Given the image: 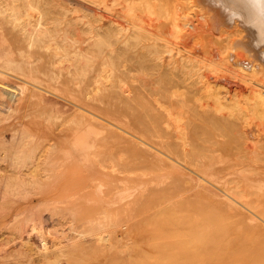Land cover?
<instances>
[{
    "label": "bare ground",
    "instance_id": "obj_1",
    "mask_svg": "<svg viewBox=\"0 0 264 264\" xmlns=\"http://www.w3.org/2000/svg\"><path fill=\"white\" fill-rule=\"evenodd\" d=\"M123 1L0 0V121L3 122L5 119H10L11 114H9L8 111L13 109V104L11 103L13 97L21 94L22 96L20 95V98H25L24 101L26 104L24 113L18 116L20 120L9 128L12 131V139L10 138L11 140H8L6 133L4 134L0 131V145L2 144L4 150V152H2L4 156L0 157V159L6 161V169H8L5 174H0V196L3 197L6 193H11V196L13 194L15 196L25 197L33 192V187L40 188L56 185L66 187L68 185V181L66 180L68 175L66 176L64 173L66 169H62V167H65V165L69 166L67 163L68 159L70 158L72 161L84 159L86 165L84 184L81 187V189L84 190L83 193L77 195L75 193L68 194L71 197L69 202L72 207L56 206L52 208L45 205L44 209L40 206L39 208H34L37 207L36 204L29 202V205L23 206L26 210L21 211L20 209V212L14 213V220H22L21 225L17 221H14L13 224L15 226L23 227L24 218L27 216H30L27 217L29 220H39L38 217L43 210H45V212L48 210L47 212L51 213L57 210V214L62 211L66 214H72L71 217L74 219L72 220L71 218V221H74L77 218L75 216L79 212L78 207L73 206L74 204L79 206L77 204V198L84 199V197L95 190L100 192L103 197L104 195H112L111 198L114 196L113 193L117 190V194L120 199L123 200H121L122 204L130 199L134 200L136 203L141 201L138 203L140 204L139 207H141V211L144 212L154 208L153 213L160 215L191 214L196 212L218 215L247 213L244 212L242 208H245V211L254 212L256 205H254L251 200V192L247 193V190L241 187L242 184H245L252 189L262 190L264 186V44L256 46L258 40L257 30L250 26V28H247L249 29L247 30L249 32L248 34H251L248 40L240 35L242 39H245V41L242 42L245 43L244 45L240 42V45L246 47L245 50L235 49L236 51L234 52L229 51L231 47L229 45H224L225 43L223 42L226 41H223V39V42H220L221 40L218 41L221 45L216 44L217 46L207 50L206 57L204 56L205 58H201L204 59L201 65L198 62L188 64L184 58L180 65L172 66V60L170 62L161 60L163 50L160 51V44L156 38H150V35H148V38H146L149 41L142 46V51L138 49V44L142 41L140 39L143 35L146 36V33L142 34V31L147 28H144L142 25L144 23V21H142L143 17L137 13L134 7L135 3H132L137 1L134 0L131 2L130 0H126V3L121 4ZM213 1L214 0H212V3ZM225 1L230 3L234 8L244 12L245 18H247L246 14L252 12L248 0ZM116 5H123L124 10L119 12V14H121L120 17H115L112 15L113 13L109 12L111 10H116L114 9ZM153 5L149 6L151 7ZM257 7L259 8V6ZM216 8L218 9V6ZM147 10L150 9L148 8ZM153 10H155V8ZM219 10H216V12ZM145 12L147 11H144V13ZM221 14L222 13L219 12L218 16H216L219 18ZM227 15L228 12L226 13V17H228ZM203 16L201 18H205ZM174 17L172 18V20H174L172 22L177 23ZM199 17L198 15V18ZM176 18L179 19L178 17ZM221 19L222 16H220L219 20ZM228 19L229 18L225 19V22L221 21V23H227L225 27L230 28V24L228 26V23L231 22H226ZM189 21L188 23H191V21ZM216 21L220 23V21ZM237 21L239 20L237 19ZM201 22H204L203 19ZM201 22L199 23L201 24ZM179 23L177 24H179L180 27H184L188 24L185 23L183 26L184 22L183 24L181 22ZM221 23L220 27L221 25L223 26ZM192 24H194L192 25L194 27L191 26V30L192 28L197 29L201 27V25L197 26L198 23L196 24L194 21ZM232 24L234 25L235 22ZM238 24L237 22L236 27L239 26ZM204 25L203 23L202 26ZM240 26L238 28L241 29L242 27ZM202 28H200V30H203ZM220 29L223 30L224 33L229 30ZM232 29H235L234 26ZM221 30L220 32L223 33ZM193 31L195 33L197 32V30H192L190 32ZM235 31L237 30L235 29ZM234 32L233 34H235ZM245 32L244 35H246ZM181 33L183 32L181 31ZM199 33L198 30L195 35ZM223 34L221 36L226 35ZM228 34L230 33L228 32ZM193 36L194 35L191 34L189 37L191 38ZM194 37H196L194 38L195 40L198 39V35ZM235 37L237 38L239 35H235L234 38ZM190 38L187 40L185 39L186 42L188 41L186 44L191 42L189 45L195 44V47L196 45L197 47L200 46V42L197 43V41H195V43H192L194 39L189 42ZM204 40L205 38L202 41ZM239 40H241V38L236 40V44H239ZM208 41H210V39ZM227 42L229 43V41ZM233 43H231V45ZM197 49L200 52V48L198 47ZM201 49V52L205 53L203 52V48ZM250 49L254 52L251 53ZM166 52L172 53V48L168 49ZM175 54H171V56L175 58ZM158 58L160 60H158ZM195 67H198L197 69H199V72H193V68ZM203 67H206L208 71L204 70V72H202L201 69ZM190 75H197L198 81L197 79L195 80L197 82L191 80L192 83H196L190 84L191 86H196L193 92H191L188 88L189 86H187L189 83H187V85L183 84L182 86L188 89L186 93L193 96V99H195V95H200L198 99L201 101L203 100L202 98L206 97L207 99H204V102L202 101L198 104L194 103L197 105V111L191 110L190 107L194 105L187 104L186 106L188 107H184H186L188 111L190 110L189 113L191 116L198 115L195 116L200 119L197 128H200L201 130H199L202 131L201 133L208 134V136L213 134V142H215L217 146L213 150L210 149L209 146L211 154L203 153L197 158L194 157V159L188 160L184 156L187 157L190 145H194L193 148L199 150V146L202 144L197 140L199 144L197 142H192L193 139L191 136L193 135L191 134L194 132L193 129L195 130V125H197V123H192L191 125L190 120L192 118L186 119L183 122L184 119L182 117L183 120L179 116H174L173 109L179 106L181 107V105L178 106L176 104L179 101L177 98H172L175 93L170 94L169 91L173 89V87L179 86L182 82H186ZM134 80H137L136 82H138V85H133L132 81ZM130 84L137 90L135 96L134 93L132 96H128L132 92V88L128 86ZM159 84L160 86L157 87ZM176 91H178V89ZM168 92L169 95L167 94ZM166 95L168 98L165 97ZM127 96L138 101L137 103L139 104L142 103L143 108L140 117L130 118L128 120L129 109H126L125 102L122 101L121 103L124 104L125 107H121L118 104L119 100L117 102V99L123 97L128 98ZM164 97L165 100H163ZM2 98H4V100H2ZM179 99L182 98L179 97ZM154 101L156 102L154 103ZM174 104L177 105L176 108H172ZM133 106L129 107L132 108L131 111L135 112L136 109H138L137 112L141 111L139 108L140 105L136 109H134L135 106ZM184 107L183 109H186ZM194 108L195 106L193 109ZM194 111H196V113H194ZM14 113L16 112L14 111ZM147 113L149 114L148 120H146L147 117L145 116ZM184 114L186 115V113ZM185 115L183 116L186 117ZM31 117H33V119H30ZM38 119H43L47 123L50 130L48 133L52 134V137H50L51 135L46 136L50 137V139L45 141L47 143L42 145V148H40L38 138L36 139V136L28 132L25 128L27 124H30L29 122L31 120L37 123ZM237 119H241V121ZM212 128H214L215 132H211ZM146 133L152 135L160 133V136L163 135V137L167 135L169 142L166 143L170 152L161 149L152 151L153 147L151 144L142 137V135ZM201 133H198V135L203 138L204 136L202 137ZM195 135H197V131ZM131 136L133 138H131ZM217 137H226V139H229L228 142H225L228 145V149L233 151L235 148L231 157L227 159L217 157V154H220L222 150H226V145L225 147L222 145V147L221 144L218 143L219 140ZM205 138H207V136H205ZM137 140L141 142V146ZM79 141L81 143L78 145L77 143ZM109 142H112L115 147L119 144H123L121 147L124 150L126 149V151L121 148L122 152H127L126 154H128V156H126V159L120 160V155L114 168L106 169L105 167L110 165V163L107 164L105 158H91L90 155L100 156L102 152L101 147L107 145ZM172 144H175V147ZM213 144L214 143H212V145ZM108 145L112 146V144ZM171 145L174 151L177 149L180 151L177 150L173 152ZM202 146L203 148L201 149H207L205 145ZM117 147L116 149H118ZM193 148L190 149L192 153H195L196 151H194ZM38 149L40 150L38 151ZM108 149H110V147ZM209 150L205 152L210 153ZM116 151L121 152L120 149ZM198 154H201V152ZM59 157L63 159V162L62 159L61 161L58 160ZM98 163L103 167H100ZM116 165L118 166L117 168H115ZM188 180L194 183V185H191L192 187L198 188L197 192L193 191L194 193H198L197 200L190 201L189 204L185 200L178 199V197L187 190L188 186L185 182L187 183ZM219 184L222 185L223 188L220 187ZM37 190L39 191V189ZM113 201H111V203ZM132 203L129 202L130 207H132ZM38 204L40 203H37V205ZM106 208L98 211V213L107 211ZM60 209H62V211ZM81 209L86 208H82L81 206ZM119 211H122V208L120 209L119 207L118 212ZM22 213H28V215L25 217L20 216ZM51 213H48V216L46 213H43L45 215H41L42 217L47 216L44 221L47 220L49 222L50 218L51 222L54 221L52 217L57 214L51 215ZM64 213H60L62 217ZM89 214L92 213H88L87 215L90 216ZM263 214L264 213L261 215ZM121 215L123 214L119 215L120 220L123 218ZM152 215H150V218H152ZM247 215L248 214L245 216ZM66 216L67 215L64 217ZM111 216H113V214ZM56 217L61 216L58 215L55 216V218ZM64 219L66 220V218ZM146 219L147 218L143 220V217H141V220L145 221L143 223L144 226L148 224ZM40 220L42 223L43 218L40 217ZM259 220L262 221V218ZM259 220L254 223L256 225L259 224ZM56 221L54 222L59 225L60 221ZM86 222H92V225H96L102 221L100 218L94 219L90 216L87 218ZM263 222L261 223L264 224ZM134 223L137 225L136 221ZM58 225L57 227H59ZM29 226L32 225L29 223ZM51 226L53 225L51 224ZM132 226L134 227V224ZM28 227L27 229L26 227L23 228L24 230H28ZM74 227L75 226H73V228ZM138 227L141 228V226ZM42 228L43 231H45L44 227ZM95 228H98V226ZM148 228H150V226H148ZM262 228H264V226L260 229ZM17 229V232H21V228ZM37 229H39V227H37ZM37 229H35V231H37H34L35 233H30L31 230L26 231L27 235L24 237H35L40 232V230ZM88 229H83L81 231L75 229L79 231H77V236L73 237L70 233L71 236L68 235V237L73 239V241H67L68 243L63 246L61 244L59 245V241L61 240L54 239V241L56 240V242L59 243L55 244L52 240L55 245L52 244V242H49V244L47 242L49 241L48 238L45 237L46 234H42V236L40 234V237L37 235L36 237L38 238H35V240H40L44 235L46 239H43L48 243L46 248L48 250H46V252H42L45 250L40 248L39 251L41 253L39 257L49 264H57L56 260L53 259H58L72 253L74 251L73 249L77 246L75 238L86 237ZM63 230L65 231V229ZM91 232L92 231L89 230V233ZM46 233H48V231H46ZM7 234L9 235V233ZM31 234L32 236H30ZM21 235L22 232L20 234L16 233L13 239H11L12 236L9 237L11 241H17L14 243L16 248L12 253L7 250H0V261H8L10 258H14L16 264H37L34 260V252L32 251L37 242L24 239L23 236L21 238ZM2 237L4 236L2 235ZM146 237L149 238V235ZM64 238H66V236ZM113 238L116 239V237ZM21 239L24 240L21 241ZM25 240H27V243ZM66 240L67 239H65V241ZM20 241L26 243L25 247ZM28 241L30 244L32 241L35 242V244L33 243L34 246L32 247V244L31 246L30 244L27 245ZM45 241L40 243L37 247H41V244H46ZM117 241L114 243V247ZM119 241L121 240L119 239ZM5 242L9 244V242ZM259 243L260 242H258V244ZM1 244L2 243H0V245ZM51 244L56 248L49 249ZM5 251L6 253H4ZM34 251H36V249H34Z\"/></svg>",
    "mask_w": 264,
    "mask_h": 264
},
{
    "label": "rangeland",
    "instance_id": "obj_2",
    "mask_svg": "<svg viewBox=\"0 0 264 264\" xmlns=\"http://www.w3.org/2000/svg\"><path fill=\"white\" fill-rule=\"evenodd\" d=\"M125 1L126 0H124L123 3H121V4L126 3ZM130 1L132 2L134 0H130ZM136 1L137 2H132V3H135L134 7H135L137 13H139L140 16L143 17L142 21H144V23L140 22V21L139 22L143 23L142 25L144 26V28L149 29V30L143 29L142 34L146 33L145 34L146 36L143 35L142 38L140 39L142 41L139 42L138 49L141 50L142 46L149 41L147 39L148 38L147 36L150 35V38L152 37V38H156L158 40V42L160 44V46H159L160 51L163 50L162 54H161V60H163L165 62H170L172 60V66L173 65H180V63L182 62V60L184 58H185L184 60H186L188 64L198 62L201 65L202 61H204V59H201V58L206 57L207 50L211 47H215V46L219 45L220 42H223V41H226V42H223V43H225L224 45H229L231 47L232 50L229 49V51L234 52V51H236L235 49H240V50L246 49V47L243 46L245 43H242L245 41V39H242V36H244V38H246L248 40V38H250L251 34H248L249 32L247 30H249V29H247V28H250V27L244 22V20L243 19H238L239 21L235 20L234 25L232 24L234 22L228 23V26L230 24V26H229L230 28L225 27V26H227V23H225L226 25L221 23V21L225 22L224 20L229 18V14L227 15L228 17H226L227 12H226V10H224V8L232 9V10L236 11L237 13L244 15V12H242L239 9L234 8L233 6H231L230 3L226 2L225 0H214L213 3H212V0H201V2H200V0H136ZM121 4H119V5H121ZM153 4H155V5H153ZM215 4H217V5H215ZM144 5H146V6H144ZM149 5H153L155 7H153V6L150 7ZM220 5H222V6H220ZM217 6H218V9L216 8ZM148 8L150 10H147ZM154 8H155V10H153ZM114 9H116V10H111L109 12L113 13L112 15H114L115 17H117V16L120 17L121 14H119V12H122V10H124L123 5L122 6L116 5V7H114ZM216 10H219V11L216 12ZM144 11H147V12H145L147 14H145ZM219 12L222 13L223 15L222 14L219 15V18H218L217 16H218ZM197 14L200 16L199 18H198ZM174 16L178 17L179 19H177ZM202 16L205 18H201ZM220 16H222L221 20H219ZM173 17H174V19L177 20V21H175L177 23L181 22L183 24V22H184L183 26L185 25V23H188L189 20L191 21V23H188L184 27H180L179 26L180 23L177 24V23L172 22V21H174V20H172ZM223 17H224V19H223ZM191 18H194V19H191ZM202 19L204 22H201ZM205 19H207V20H205ZM178 20H179V22H178ZM186 20H188V21H186ZM216 20L220 21V23L223 24V26L221 25V27H220V23H218ZM193 21L196 22V24L198 23L197 26L201 25L200 28H202L206 25L204 28H202L203 30H200V28H197V29L192 28V30H195V31L197 30V32L199 30L200 33L197 34L198 35L197 38L200 41L198 39H196V40L194 39V38H196L194 36H197V35H195L197 32L196 33L194 31L190 32V31H192L191 26L194 25V24H192ZM199 22H201V24ZM226 22H230V20L228 19V20H226ZM237 22L239 23L238 24L239 26L241 25L240 26V27H242L241 29L238 28L239 26L236 27ZM203 23L205 24L204 26H202ZM175 24H177V25H175ZM152 26H155V27H152ZM233 26L237 31H235V29H232ZM192 27H194V26H192ZM219 27L222 29H226V30L229 29L228 32L230 34H228V32L224 33L223 30H221ZM187 28H189V29H187ZM220 30L226 35L221 33ZM226 30H224V31H226ZM174 31H176V32H174ZM181 31L184 34L181 33ZM243 31L245 32L246 35H244ZM233 32L235 34H233ZM208 33H210V34H208ZM236 33H238V34H236ZM191 34L194 35L193 37H191L192 39L189 37V36H191ZM205 34H208L209 36L205 35ZM222 34L224 36H221ZM235 35H239V37H240V35H242L240 37L242 41L239 40L238 41L239 44H236L237 43L236 40H238L240 38L239 37L234 38ZM160 36H162V37H160ZM202 36H205V37H202ZM170 37L172 40L173 39L174 40L172 41L170 39ZM182 37H184V38H182ZM221 37H223V38H221ZM188 38L191 39V40L189 39V42L192 41L193 39H194V41L192 43H195V41H197V43L200 42L201 44L199 43L200 46H198L200 48V52L202 50L201 48H203V52H205V53H202V52L200 53L199 50L197 49L198 48L197 45H196V47H195V44L189 45V44H191V42L186 44L188 41L186 42L185 39L187 40ZM200 38L202 40L205 38V40L202 41ZM207 39L208 40L210 39V41H208ZM145 40H147V41H145ZM231 40H233V41H231ZM174 41H175V43H174ZM218 41H220V42L218 43ZM227 41H229V43ZM213 42H215V43H213ZM240 42L243 45H240ZM223 43H222V45H223ZM231 43H233V44L231 45ZM201 46H203V47H201ZM233 46H234V50H233ZM170 48H172V51L177 53V54H175L173 52L172 53L166 52ZM252 52H254V51L251 50V53ZM190 53H192V54H190ZM164 54H166V55H164ZM171 54H175V58L172 57ZM192 55H194V56H192ZM158 60H160V59L158 58ZM197 68L198 67L193 68L194 73L196 71L199 72V69H197ZM204 70L208 71L206 69V67H203L201 69L202 72H204ZM190 77H194V78H190ZM190 77L188 80H186V82H182L179 86L173 87V89H171L169 92H170V94L175 93V95L172 98H177V100H179V101L176 104L178 106L181 105V107L179 106L178 108H176L177 105L174 104V106L172 107V108H176V109H173L174 116L175 117L179 116L180 118L182 117L184 119L183 120L181 118L183 120V122L186 119L192 118L190 120V123H191V125H192V123H194V124L197 123V125H195V130L193 129V131L195 133L197 131V135H198V133L202 132V131H200L201 130L200 128H197V126H199L200 119H198L199 117H195L198 115L191 116V114L189 113L190 110L189 111L187 110L186 107H188V106H186V105L187 104L188 105L189 104L194 105L195 106L194 109H193L194 106H191L190 108H191V110H196V107H197L196 104H198L199 102H202V101L204 102L205 101L204 99H207V98L206 97L202 98L203 100L201 101L200 99H198V97L200 95H195L194 96L195 99H193V96H190V94L186 93L187 92L186 90H188V89H186L187 87L184 88V86H182V85L183 84L187 85V83H189V85H187V86H189L188 88L190 89L191 92H193V91H195L196 86L195 85L191 86V85L196 84V83H192L191 80H193V82L198 81L197 75H194V76L190 75ZM196 79H197V81H195ZM136 81L137 80L132 81L133 85L135 84L134 86L138 85L137 84L138 82H136ZM133 85L132 84L128 85L129 87L132 88V89L130 88L132 92L128 96H132L133 93H134V96L136 95L137 90ZM159 86H160V84L157 87H159ZM177 89H178V91H176ZM179 89H180V91H179ZM169 92L167 93L168 95H169ZM20 95L21 94H18L17 96H15L11 99V103L13 104V109H11V111L10 110L8 111L9 114H11L10 119L9 118L5 119L6 122L7 121H9V122H7V124H6L5 120L4 121L2 120L3 122L0 121V124H1L0 125V131L4 134L6 133L8 140L12 139L11 138L12 137V131L9 128L12 127L14 125V123H16L20 120L18 118V116L22 115L24 113V109L26 108V104L24 101L25 98H23V97L20 98ZM125 97H123L124 99L123 98L117 99V102L119 100L118 104L121 107H123L125 104L126 109H129L128 120L130 118L140 117L141 116L140 113H142V108H143L142 103H140V104L137 103L138 101L132 99L131 97H128V98H125ZM165 97L168 98L167 95ZM165 97L163 98V100H165ZM179 97L182 99H179ZM184 98L186 99V101ZM2 100H4V98H2ZM122 101H124L125 103L121 104ZM133 101H136V102H133ZM155 102L156 101H154V103ZM18 103H20V104H18ZM194 103H196V104H194ZM139 105H140L139 108L141 111L137 112L138 109H136V108H138ZM131 106H133L134 109H136L135 112L131 111L132 108H129ZM182 106L183 107L186 106V107H184L186 109H183ZM14 111L16 113H14ZM196 111H194V113H196ZM177 112H178V115H177ZM183 112L186 113V115ZM182 113L186 117H184L182 115ZM145 116L147 117L146 120H148L149 114L147 113ZM30 119H33V117H31ZM237 120L241 121V119H237ZM37 121L38 122L36 123L35 121L31 120L29 122L30 124H27V126L25 128H26V130H28V132H31L32 134H34L36 136L35 137L36 139L38 138V141L40 143L39 144L40 148H42V145L47 143L45 141H48V139H50V137H52V134L48 133V132H50L49 127L47 126V123L43 119H41V120L38 119ZM2 123H5V124H2ZM181 123H182V121H181ZM171 126L174 127L173 125H171ZM172 127H170V128H172ZM126 128H127V126H126ZM198 130H199V132H198ZM3 131H6V132H3ZM194 132H192V134H191V135H193V136H191L193 141L192 140L191 141L195 142V143L198 141L199 143L201 142L202 144L199 146L200 147L199 150L194 149L193 148L194 145H190V148H193V150L196 151L195 152L196 154L192 153V150L190 148H188L189 149V152H187L188 155H187V157L184 156L188 160L194 159V157L197 158V157L201 156L203 153L211 154V150H209V146H210V149H212V150L217 146V144L215 145V142H213L214 141L213 134L208 136V134L201 133V136L202 137L204 136L203 138H201L199 135L198 136L195 135ZM211 132H215L214 128L211 129ZM157 134L152 135V134L146 133V134H143L142 137L151 144V146L153 147L152 151L153 150L156 151L159 149L169 151V148L167 147V143H166V142H169L168 136L166 135L163 137V135L160 136V133H157ZM39 135H41V136H39ZM48 135L49 136L51 135V136L46 137ZM205 136H207V138H205ZM232 136H234V135H232ZM158 137H160L162 139H160ZM131 138H133V137L131 136ZM43 139H46V140H43ZM158 139H160V140L157 141ZM217 139L219 140L218 143L221 144V146L223 145L225 147V145H226V150H222V152L220 154H217L218 155L217 157H222L225 159L231 157V154L234 153L235 148L233 149V151L228 149V145L225 142H228L229 139L228 138L226 139V137H224V138L223 137H217ZM206 140H209V141H206ZM137 141L139 142V145L141 146L142 145L141 142L139 140H137ZM220 141H221V143H220ZM80 143L81 142L79 141L77 144L79 145ZM212 143H214V144L212 145ZM108 144H112V146L108 145ZM108 144L101 147L102 152L100 153V156L90 155L91 158H94V157L95 158L99 157L101 159L105 158L106 163L107 164L110 163V165L105 164V165H107L105 167L106 169L107 168L109 169L112 167L114 168V165H115V163L118 162V160H119L118 157L120 155H121L120 160L121 159L124 160V158L126 159V156H128V154H126L127 152H124V153L122 152L123 148L121 146L123 144H121V145L119 144L120 147H119V145H117L118 147L116 146L118 149H120L121 152L116 151L118 149H116V147L114 146V144L112 142H109ZM172 145H174V147H175V144H172ZM172 145H171V149H173L172 151L176 152L178 149L174 151V148ZM202 145H205L207 147V149L210 151V153L205 152V151H208L207 149L206 150L201 149V148H203ZM0 146H1L0 147V157H2V156H4L2 153V152H4V150H3L2 144ZM109 147L111 150L108 149ZM195 147H197V146H195ZM39 150L40 149H38V151ZM105 150H106V152H105ZM107 150H109V151H107ZM197 150H198V152H197ZM124 151H126V149ZM178 151H180V150H178ZM71 152H73V151H71ZM115 152H117V153H115ZM200 152H201V154H198ZM115 154H116V156H115ZM124 154H125V156H124ZM192 155H195V156H192ZM220 155H222V156H220ZM107 156H108V158H107ZM233 157H235V156H233ZM61 159H62L61 157L58 158L59 161H61ZM114 160H116V161H114ZM62 162H63V159H62ZM67 163L69 166L65 165V167H62V169H64V168L66 169V171L64 172L66 174V176L68 175V177L66 179L68 181L67 182L68 185L66 187H63L61 185H56V186H51V187L44 186V187H40V188L33 187L32 188L33 192H31L28 196H25V197L15 196L13 194L11 196V193H6V195L3 197L0 196V237H2V235L4 236V237L0 238V243L3 244V245L2 244L0 245V250H2V249L7 250L10 253L14 252V250L16 248L14 243H16L17 241L14 242L13 240L11 241V239H13L15 237L16 233L20 234L22 232V235L20 236L21 238L23 236L24 239H29V241L34 240L37 242L35 245V248H33V250H32L34 252L33 256H34L35 262L37 264H49L46 261H43L41 259V257H39L40 253H41L39 251L40 248H43L42 250H45L42 252H46V250H48L46 248H47L49 242L50 243L52 242V244H54V242H55V244H58L60 242L59 245L60 244L62 246L66 245L68 243L67 241H69V242L73 241V239H70V237H68V235L71 236V234H72V236L75 237V236H77L78 230L81 231L83 229L89 228L87 231L88 234L86 237L75 238L77 246L75 247V249H73L74 251L72 253H70L69 255L63 256L61 258H58V259H53V260H56L57 264H69V263H71V264H264V239H263L264 238V231H263L264 228L260 229L261 227L264 226V224L261 223V222H263V219H264V214L261 215L262 213H264V195H263L264 194V186H263L262 190H260V189H252L248 185L242 184L241 188H243L244 190H247V193L251 192L250 193L251 200L254 203V205H256L254 212L245 211L244 210L245 208L241 207L244 212H247L244 214H236V215L235 214H221V215L219 214L218 215V214H201V213L196 212V213H191V214L185 213V214H178V215H160V214L153 213L154 208H151L148 211H144V212L141 211V209H140L141 207H139L140 204H138L141 201L136 203L134 200L130 199L127 202H123L124 204H122V202H121L122 199H120L119 195L117 194L118 193L117 190L115 193H113L114 196L112 198H111L112 195H110V196L108 195L109 197L104 195V197H103L100 192L95 190V191L91 192L89 195H87L86 197H84V199L77 198V204L80 206V208L76 204H74L73 206L78 207L79 212L84 213L83 214V213L78 212V214L75 216V217H77L75 219L77 221H75V220L71 221V218H72L71 215L72 214L71 215L66 214L62 211V209H60L62 212L58 211L59 214L56 213L57 210L53 211L54 213L47 212L48 210H46V212H45V210H43V211H41V214L39 213L40 216L37 214L39 216L38 217L39 220L36 219L37 222L35 221V219L29 220L27 218V217H30V216H27L28 213H26V214L22 213L20 215L23 217L27 216L24 218V221H23L24 226L23 227H26V229H27V227L29 226V223L32 225V226L28 227V230H26V229L24 230L23 227L15 226L13 224L14 221H17L21 225L22 220L21 221L20 220H14L13 219L14 213L20 212V209H21V211L26 210V209H24L23 206L29 205L30 204L29 202H31V203L33 202L34 204H36L37 207H34V208H39V206H40L44 209L45 205H48L52 208H54L56 206H58V207H65V206L72 207L70 202H69L71 200V197L68 194L75 193L77 195V194L83 193L84 190H82L81 187L84 184V179H85L84 174L86 172V169H85L86 165L84 163V159H76V161H72L69 158ZM98 165L100 167H103L100 165V163H98ZM139 165H141V164H139ZM69 167H70V169H69ZM117 167L118 166L116 165L115 168H117ZM6 168H7L6 161L0 159V174H5V172L8 171V169H6ZM185 184L188 186L187 190H185V192L181 196H179L178 199L179 200H181V199L185 200L189 204L190 201H193L196 198H198V193H194V192H197L198 188L192 187L191 185H194V183L189 181V180L187 181V183L185 182ZM150 186H151V184H150ZM220 187L223 188L222 185H220ZM37 189H39V191ZM37 192H39V193H37ZM252 194H253V196H252ZM1 198H3V199H1ZM126 199H129V198H126ZM90 201H91V203H90ZM111 201H113V202L111 203ZM124 201H126V200H124ZM129 202L130 203L133 202L132 203L133 205L131 204L132 207H130ZM37 203H40V204L42 203V204L37 205ZM178 205L180 207L179 201H178ZM81 206H82V208H86V209H81ZM119 207H120V209L122 208V211L118 212ZM105 208L107 210V211H105L106 213L104 211H103V213L102 212L98 213V211L103 210ZM52 210H54V209H52ZM110 210H113V211H110ZM138 210H139V212H138ZM126 211H128V212H126ZM42 212L46 213L47 216H48V213H51V215L57 214V215H54L53 217L52 216H50V217H52V220L54 219V221L59 220L61 227H60V224L58 225V223H56L58 221H56V222L52 221L51 222L50 217H48V218H50V221H49L50 223L47 220L44 221L45 217H47V216L42 217L41 215H45ZM96 212H97V214H96ZM120 212H122V213H120ZM60 213L61 214L64 213V216L65 215H67V216L62 217V215ZM88 213H92L89 215L92 216L94 219L100 218V220L102 221L101 223H98L100 225H98V224L92 225V222H86L87 218L90 217L87 215ZM112 214L115 217L111 216ZM120 214H123V215H121L123 217V218L121 217L122 218L121 220H120V216H119ZM152 214H155V215H152ZM246 214H248L249 216L248 215L245 216ZM58 215H60L61 217H56L57 218L56 219L55 216H58ZM150 215H152V218H150L151 217ZM40 217L43 218L42 223H41L42 219L40 220ZM141 217H143V220H145V218H147L146 222H148V224H145L147 226H144L143 223L145 221L141 220ZM260 217L262 218V221L259 220V219H261ZM64 218H66V220ZM73 219L74 218H72V220ZM151 220H152V222H151ZM258 220L261 224L259 223L256 225L255 223ZM135 221H136L137 225H135V223H134ZM140 221H142V222H140ZM65 223L66 224L68 223L70 225H68V224L66 225ZM51 224L53 226L55 225L56 227L51 226ZM71 224H72V226H71ZM133 224H134V227L132 226ZM57 225L59 227H57ZM83 225H85L87 227H85ZM253 225H255V226H253ZM73 226H75V227L73 228ZM97 226H98V228H95ZM138 226H141V228ZM148 226H150V228H148ZM37 227H39V229H37ZM42 227H44L45 231H43ZM67 227H69V228H67ZM253 227H255V228H253ZM17 228H19V229L21 228L20 229L21 232H17L18 231ZM22 228H23V230H22ZM59 228H61V229H59ZM62 228L65 229V231ZM236 228H238V229H236ZM35 229L40 230V232L38 231L39 233L37 234V235H39L38 237H40V234H41V236H42V234H44V235L46 234L45 237L48 238V240H49V241H47L48 243L43 239V238H45L44 235H43V238H41L40 240L39 239L35 240V238H38V237H36L37 235L35 236L34 234L33 235L35 237H33L32 234L30 235V236H32L30 238L24 237L27 235L26 231L31 230L30 233H35V232H37V231H35ZM56 229H58V230H56ZM75 229H78V230H75ZM89 230L92 232L89 233ZM46 231H48V233H46ZM59 231H60V233H59ZM23 232H26V233H23ZM5 233L6 234L9 233V235L8 234L6 235ZM64 234H66V235H64ZM148 235H149L150 239L148 237H146ZM10 236H12L11 239L9 238ZM65 236H66V238H64ZM141 236H143V237H141ZM27 237H29V236H27ZM113 237H116V239ZM250 237H252V238H250ZM90 238H92V239H90ZM140 238H141V240H140ZM24 239H21V241H23ZM54 239L61 240V241L56 242V240L54 241ZM65 239H67V240L65 241ZM119 239L121 241H119ZM260 239H262V240H260ZM41 240L42 241L44 240L46 242V244L44 243V245L41 244V247H37V246H39L40 243L44 242V241L42 242ZM138 240H140V241H138ZM1 241H4V242H1ZM5 241L9 242V244H7ZM25 241L27 243V240H25ZM29 241H28L27 245L30 244ZM38 241H39V243H38ZM116 241H117V243L115 244V247H114V243ZM258 242H260V243L258 244ZM21 243L24 244V247H25L26 243L25 242H21ZM33 243L35 244V242L32 241V243H31L32 247L34 246ZM141 243H144V244H141ZM31 244H30V246H31ZM52 244L49 246L50 247L49 249L56 248V247H53ZM119 244H121V245H119ZM59 245H58V247H59ZM34 249H36V251H34ZM4 253H6V251ZM34 254H36V255H34ZM245 254H246V256H245ZM245 262H247V263H245ZM0 264H16V260H14V258H10L8 261H0Z\"/></svg>",
    "mask_w": 264,
    "mask_h": 264
},
{
    "label": "clouds",
    "instance_id": "obj_3",
    "mask_svg": "<svg viewBox=\"0 0 264 264\" xmlns=\"http://www.w3.org/2000/svg\"><path fill=\"white\" fill-rule=\"evenodd\" d=\"M248 3L252 12L250 14H246L247 18H245V15L237 13L232 9H224L229 14L230 22H234L237 19H243L248 26L257 30L258 40L256 42V46H260L264 44V0H248ZM257 6H259V8Z\"/></svg>",
    "mask_w": 264,
    "mask_h": 264
}]
</instances>
